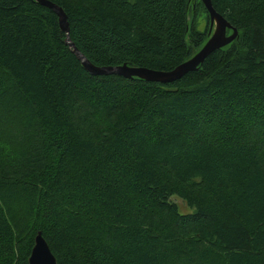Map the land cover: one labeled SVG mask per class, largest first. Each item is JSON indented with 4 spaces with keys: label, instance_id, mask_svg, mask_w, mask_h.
Masks as SVG:
<instances>
[{
    "label": "trees",
    "instance_id": "16d2710c",
    "mask_svg": "<svg viewBox=\"0 0 264 264\" xmlns=\"http://www.w3.org/2000/svg\"><path fill=\"white\" fill-rule=\"evenodd\" d=\"M46 1L96 67L169 72L208 37L199 0ZM211 4L238 38L162 84L89 74L53 10L0 0V264L38 232L56 264H264V0Z\"/></svg>",
    "mask_w": 264,
    "mask_h": 264
},
{
    "label": "water",
    "instance_id": "95a60500",
    "mask_svg": "<svg viewBox=\"0 0 264 264\" xmlns=\"http://www.w3.org/2000/svg\"><path fill=\"white\" fill-rule=\"evenodd\" d=\"M35 1L53 10L57 14L60 29L65 34V43L73 48V52L83 68L93 76L116 75L126 79L137 78L146 82L162 84L172 83L180 79L184 74L197 70L212 52L229 46L238 38V31L232 28L230 24L213 9L211 0H199L205 8L209 18L208 37L192 56L179 64L172 71H155L141 67H131L126 64L115 67H96L92 65L70 41L67 18L63 11L49 1ZM28 264H56V259L52 255L47 242L40 232H38L34 238V245L28 258Z\"/></svg>",
    "mask_w": 264,
    "mask_h": 264
},
{
    "label": "rangeland",
    "instance_id": "374dc122",
    "mask_svg": "<svg viewBox=\"0 0 264 264\" xmlns=\"http://www.w3.org/2000/svg\"><path fill=\"white\" fill-rule=\"evenodd\" d=\"M206 14L204 12H200V15L198 17V29L199 31H203L206 27ZM171 201L174 202L179 210V213L181 214H188L193 213L194 210L187 207V205L177 196H172Z\"/></svg>",
    "mask_w": 264,
    "mask_h": 264
},
{
    "label": "bare ground",
    "instance_id": "6f19581e",
    "mask_svg": "<svg viewBox=\"0 0 264 264\" xmlns=\"http://www.w3.org/2000/svg\"><path fill=\"white\" fill-rule=\"evenodd\" d=\"M190 5V4H189Z\"/></svg>",
    "mask_w": 264,
    "mask_h": 264
}]
</instances>
